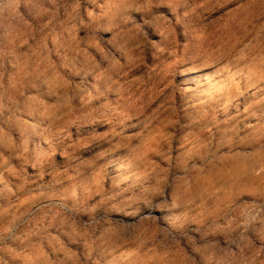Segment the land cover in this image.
Returning <instances> with one entry per match:
<instances>
[{
    "label": "clouds",
    "instance_id": "9594fccd",
    "mask_svg": "<svg viewBox=\"0 0 264 264\" xmlns=\"http://www.w3.org/2000/svg\"><path fill=\"white\" fill-rule=\"evenodd\" d=\"M219 2L0 0V264H264V0L213 48ZM194 55L181 124L151 102ZM97 106L119 131L89 158Z\"/></svg>",
    "mask_w": 264,
    "mask_h": 264
},
{
    "label": "rangeland",
    "instance_id": "374dc122",
    "mask_svg": "<svg viewBox=\"0 0 264 264\" xmlns=\"http://www.w3.org/2000/svg\"><path fill=\"white\" fill-rule=\"evenodd\" d=\"M243 2L244 0H220L219 4L206 13L205 22H215L213 48H221L222 45L234 42L233 36L241 34L239 24L231 20V14ZM161 11L166 10L161 9ZM225 25H228V27H225ZM202 65V59L194 55L192 59L185 57L182 61L171 66L168 69V80L170 83L163 86L161 94L152 100L151 107L156 108L164 103L166 97L170 96L173 100L177 118H179L181 124L186 123L184 119L185 113H191L192 111V105L188 103V98L191 95L188 90L195 86V81H203L206 72L203 70ZM225 79L226 77L222 76L221 81L218 83H223ZM261 94H264V89H261L260 92L252 93L256 99H260ZM258 107L264 108V101ZM97 108L98 110L93 117L82 118L78 128L72 129L73 139L78 141L79 147L83 149L82 155L89 158H95L111 147V145L106 143V140L109 138L113 127H116V130L119 131V127L116 124L118 118L99 106ZM254 115L258 117L259 112L254 113ZM220 118L223 119L224 117L221 116ZM135 122L134 119L126 121L130 134L137 131V129L131 127ZM249 122L256 123V119H251ZM243 134L241 133V135ZM104 159H112L118 163V156H106ZM154 159L157 163H163L159 158L154 157ZM57 160H60L59 156H57ZM108 171L115 175L117 172L116 163ZM148 179H151V177H148Z\"/></svg>",
    "mask_w": 264,
    "mask_h": 264
}]
</instances>
